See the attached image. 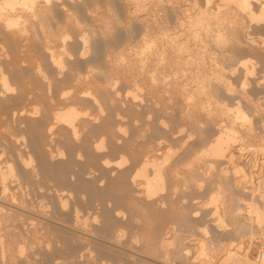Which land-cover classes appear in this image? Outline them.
I'll list each match as a JSON object with an SVG mask.
<instances>
[{"label": "rangeland", "instance_id": "1", "mask_svg": "<svg viewBox=\"0 0 264 264\" xmlns=\"http://www.w3.org/2000/svg\"><path fill=\"white\" fill-rule=\"evenodd\" d=\"M0 1H3V0H0ZM63 1L64 0H62V2ZM149 1L150 2L146 4L145 8H143L142 10H139L137 6L135 5L138 2L137 0H73V1L65 0L63 2L65 5H62V6L60 3L61 0H58V1L56 0L55 3H53L52 10L49 11L50 16L48 14L46 16L47 21L45 22L48 23V27H47V24L44 23L46 27H44L43 29L42 26H39L40 24L38 22L37 24L34 25V27L30 25L28 26V32L26 31L27 33L23 34V36L25 35L26 39L22 37L24 40L22 41V39L21 40L19 39L18 42L13 40L12 39L13 37L11 38V36L6 37L7 36L5 32L6 30L0 27L1 29H3V32H5V35H4L2 30L0 29V33H1L0 34V55H1L0 57L4 63L6 62L5 63L6 66H4V69L6 71L5 72L6 76H8L7 78H9L7 81H9L8 83L11 84V86L13 85L12 88L15 89V90L8 91L9 93L5 92L3 94L4 97L2 96V94L0 96V157H1L0 158V173L2 172L0 174V179L2 180L3 177H5V179H8L10 177L7 180V183H8L7 185L9 186L7 187L8 192H9L7 194L9 195H4L5 193L2 194L3 193V191H1L2 184L0 183L1 185L0 186V201H4L3 197L7 198V201L8 199L11 200L12 197L13 198L19 197V199L17 198L16 199L17 200L21 199L20 202L25 201L26 203L24 204L28 203L29 205L31 203L34 206L37 205L38 207L35 206L34 209L35 210L36 208L40 209V210L39 209L36 210L37 214H39V211H40V214H39L40 216L44 214L42 216L43 221L41 225L45 228V230L43 229L44 231L42 229H41L42 231L39 230L40 232H44V233L40 234V232H38L39 234H36L37 236L36 235L35 236L36 237L40 236V238L36 239L34 235L33 236L31 235L32 237L30 236V234L29 236H27V234L24 232L25 231L24 226L30 225L36 220L35 219L32 222V220L28 219L30 215L25 214L24 218H25L26 223L27 222L30 223V221L32 223L30 224L25 223L26 224L25 225L23 222L24 221L23 219L21 220L22 223L20 222V224L24 226L22 225L19 226V224L17 223L15 225V223H12L15 225V226L13 225L14 226L13 227L11 223H8V225L9 224L11 225L9 227L6 223V226L8 227H5V222H3L4 223L3 224L1 221L0 229L2 228V230L0 231V233L2 231L3 232L0 234L2 235L0 238V242L1 243L3 242L2 244H4L7 249L3 250L5 247H2L4 245H1L0 243L1 247L3 248L0 250V264H27V263L28 264H148V263L149 264H155V263L160 264L159 262L154 263V261L149 260L148 258L149 252H147L148 253L147 254L146 253L147 250L142 249L144 248L143 243H142L143 237L141 235L142 232L140 231H142L141 226L145 222L146 218H147V221L153 222L154 220V222L155 221L157 222L159 219L161 221H163V219L165 220V217L167 218L165 221L169 222L168 225L170 224H171L170 226L174 225L175 227L174 226L172 227H174L175 229L177 228V231H179L178 229L180 228V231H179L180 234L182 236L184 235L183 239L181 238L182 236H178L179 232H176L177 235L175 237L177 238H175L174 235L173 237L172 235L170 236L169 240L171 241L175 240L171 242V245L168 244L170 245L169 247H171V249L169 248L168 251L172 252V253L170 252L172 254L171 258L174 259V260L170 259L171 261H174V263L172 262V264H193V263L200 264L201 260L203 259V256L202 254H200L201 250L199 249V246L203 239H204L203 242L207 244L213 243V245L216 246L215 248V246L212 245L215 248V250L217 249V247L219 248L215 251L217 252V257L212 259L216 263H212V264H222L220 262L223 260L224 257H226L227 254H225V252L227 248L228 249L230 248L239 249L240 250L239 253H241V256H242L243 253L247 250L249 240L252 238H253L252 239L253 246L251 247L250 256L252 260L257 261V264H259V261H263V260H260V258L258 257V250H260L261 246L263 247L264 245V218L260 222L249 219L250 212L248 210L247 205L249 202H256L259 204L260 208L264 209V201L263 202L261 201L262 196H264V155H263L264 154V42H263L264 23H260V22L258 23L256 22V20H254L255 22L250 21L249 18L245 19L246 17L243 18L245 21L243 22L244 23L243 25H246V24L247 25L243 26L242 29H240L241 32L239 33L241 34L239 37L240 38L242 37L245 40L244 38L246 37L245 31L249 28L248 31H250V35L253 36V39L256 40L255 41L256 43L252 42L250 47H247L244 42L243 43L245 45L242 43L241 44L242 46L241 45L238 46L235 43H233L229 47L227 46V49H230V51L233 53L235 52L234 53L235 57H233L232 59L230 58L231 60L223 59V58H226V57L229 58V57L227 55L225 56V54L221 52V49H219L217 45H212L213 42H210L208 44V47L210 46L212 48L211 50V48L209 47L210 48L209 50H211L212 52H214L215 50V52L219 54L218 57L224 54L223 57H220L221 63L219 67H216L218 66L217 63H214V61H209L210 59H208L206 63L211 64V65H207L208 69H213L215 67L220 68L222 64V66L225 67V68L222 67L223 70L224 69L226 70V71H223L221 69L220 72L218 70V73L216 72L217 70L215 69L211 70L212 73L209 72L208 74L209 83H210V79L214 81V83L212 81L211 82L215 85L213 86L216 89L214 87L212 88H214L215 92L218 93L216 95L217 97L220 94L219 96L223 98L222 100L224 101V104L226 101L227 105H229L228 109L230 108L231 105L234 106L235 104H236L235 108L233 107V109H236L240 103V105L244 108V110L242 107L239 106L240 109H242L243 112L248 111L246 112L247 114L245 113L248 116V119L246 118L247 120H240V119H245V118H240L238 116L236 118L237 114L235 110L233 109L232 111L231 109L229 111L235 112V113H231L227 111L223 112L222 105L225 107L226 104L224 105L223 102L221 101L222 103L221 102L218 103V106H221L220 108L216 106L217 104L215 105L211 104V106L209 107L208 105H204L202 106L204 108L200 107L199 112L201 114L199 112L197 114H198V119L200 118L199 120L201 121V126H199L200 130H197L198 126H196L197 128L196 127L187 128V127H192L191 124L187 123V120H186V124H188L187 126H185L186 124H182V123H185L184 122L185 118L183 120V116L185 112L183 110L186 109V106H185L186 103L182 105V103L184 102L181 96L183 95H180L179 92L178 94L176 93L177 91H180V89L182 90V87L185 86L187 81H189V83L187 82L188 84H186V86H188L190 89H193V90L196 89L197 79L196 78L194 79L195 77L194 75H193L194 77L192 78V75H191L193 72L195 73L196 67L194 66L195 68L193 67L194 69L191 68L190 70L189 66H191V64L188 65V67H187V64H184L183 66L185 67L183 68L185 69L184 70L180 69L185 72V73L182 72L183 74L189 73L191 75L189 78L190 80L187 79V81H181L185 83V84H182V86H181V82H179L180 80L183 79V76H185L179 70L180 68L179 64L182 65V63H179V64L175 63L176 65L172 63L174 66L173 67L171 66V68H174L175 66H177L175 68L179 67L178 70L177 69L172 70L169 68L174 73L176 71L177 73L179 72L178 74L179 78L182 76V79L177 78L178 77L176 75L177 73L175 74L172 73L174 74L172 75L170 74L171 72L168 73L170 78H167L168 74L167 73L165 74L164 72L160 71L161 69H159L160 67L158 65L160 63L156 64V62L158 61H156V58L153 55L154 47L152 46L153 50L152 49L149 50L146 47V44L144 46V40H145L144 36L146 34V31H145V24L143 23V18L146 17V18L152 19L153 14H154L153 3L151 4V0ZM199 1H200V4L204 2V0L202 1L199 0ZM59 4L61 7L59 6ZM95 5L98 6V8H95L96 7ZM165 7H167V5H165ZM168 8L167 9L165 8V10H167L165 12H168V15L171 17L167 15L166 16L169 20L172 21L173 19L172 17L174 16V14L170 10L171 8L169 5H168ZM48 17H51L50 18L51 20L48 21L49 19ZM35 20L37 21L38 19H35ZM244 27L246 29H244ZM45 31L47 34L45 33ZM48 31L49 33L51 32L50 37L48 35L49 34ZM52 33L53 34L56 33V35L54 36ZM47 35L48 37H46ZM85 36L88 38H84ZM15 38L16 40H18L17 36H15ZM82 38H84L85 40H82ZM84 41L86 42L85 44H84ZM141 44L143 45L140 46ZM52 50H54L53 53H52ZM220 52L222 54H220ZM106 54L108 57L106 56ZM227 54L229 53L227 52ZM246 54L248 55V57ZM52 55L53 56L55 55V57L53 58ZM141 56L143 57V58H140L142 61L138 59L139 62L137 63V58ZM244 56H246V58H244ZM54 59L56 60V62ZM57 59L59 60V62ZM149 60L151 61V63ZM242 60L244 61L247 60V63H248V65L246 64L247 67H245L246 65L241 63ZM152 62L155 64H153ZM135 63L136 65H138V67L135 65ZM139 63L141 65L140 68H139ZM39 65L41 69L39 68ZM130 65L132 66L131 68H130ZM242 65H244V67ZM249 65L252 68L251 67L248 68ZM43 66H44V69H43ZM146 66L148 67V69L144 71V68H147ZM210 66H212V68H209ZM116 67H118V69H116ZM186 67L189 69H187ZM37 68L40 69V72L39 70H37ZM112 68H115L118 73ZM141 68L143 69L144 72L141 71L142 70ZM230 68L231 69L233 68V69L231 70ZM245 68L253 70L252 73H249L250 71L248 72V69L246 71ZM41 70L43 72H41ZM150 70L153 71L152 75H151ZM188 70L190 72H187ZM146 72L148 73L146 74ZM154 73L157 75H154ZM160 74L163 75V77L165 76V78H167V79L164 78L165 80L163 79V82L164 81L168 82L170 80L169 83L167 84H171V85L168 87L166 84L168 89L162 86L163 83L161 82H162L163 77L160 76ZM158 75L162 77L160 79L161 84L158 81L159 78H155L156 76L159 77ZM86 76L90 77L94 83L99 84L100 86L101 85L104 86L105 84L107 85L108 84L107 80H110V82L108 81L109 84L107 85V87L110 85L109 86L110 88H107L105 86L107 90L101 89L100 91V89L95 90V88L88 89V87L87 88L85 87L86 88L85 90H88L86 92H89V91L91 92L89 93L83 92V94L81 93L79 95H76L75 94L76 92L74 91L76 90L75 85L81 82L79 80L80 77L84 78ZM149 76L150 77L155 76L153 78L157 80L153 79L155 80L154 82L157 83L158 81L159 83L158 85L155 84L157 87L160 88V90L159 88H157L158 91L155 90L156 88H155L154 83H153V86L155 89L151 85L155 93L152 91L150 86H148L151 84V83L148 84V82H150V80L152 79V78L150 79ZM217 76L218 77L221 76V79L218 78ZM172 77H174V80H172ZM60 78H61V81H59ZM176 79H178L177 80L178 82H174ZM218 79L220 80L217 81ZM222 79H224L225 81ZM145 80L147 84L145 83ZM153 80H151V82H153ZM192 80L193 81L195 80V81L193 82ZM222 81L224 82V84ZM25 82H27L26 84H29V85H25ZM170 82L174 84L177 83L179 86H181L180 88L177 85L180 89L176 85L174 86V87H177L174 89L175 91L177 90L175 94H174V91L171 90L173 89L172 86L174 84ZM219 82H221V84ZM226 82L230 83L231 85L230 89H234L233 93H232V90H230L232 94L230 93V91H228L229 88H227V86L229 87V85H226L225 87ZM46 83L50 84L51 88L49 85L48 87ZM55 83L56 85H54ZM79 85L80 83L78 84V86ZM159 85H161V87ZM71 86H73L74 89L72 88L71 90ZM212 88H211V91H212ZM50 89L52 90V92ZM0 90H1V87H0ZM94 90L97 92H95ZM167 90H169L168 93H167ZM170 90L172 91L173 96H171ZM61 94L63 95V97H65V95L68 97L62 98ZM181 94H183V92H181ZM159 99L160 100L163 99V101L161 102ZM218 99H220V97H218ZM116 100L117 102L115 103ZM62 102L65 104H62ZM53 104L56 107H54ZM175 104H177V106ZM183 106L185 108H183ZM61 108L63 111H65L64 109L74 108L77 112H79L77 113V116H76V120H75L76 122H74V124H76L74 126V128H76L75 130L71 126H69L68 123H66L65 121L63 120L60 121V118H55L56 116H54L55 114L53 113H56V111H59ZM219 109H222V111H220ZM22 110L25 112L22 113L21 112ZM62 110L61 112H63ZM13 112H17V114L13 116ZM58 113L59 112H57L56 114ZM181 113L183 114L181 115ZM208 113L211 115V117ZM246 115L245 117H247ZM17 117L18 118L20 117V121L18 120ZM180 118L182 119L180 120ZM56 119H59V120H56ZM165 120L167 121L165 122ZM243 122L245 123V125H243ZM164 123L165 124L167 123V124L162 126L161 124H164ZM224 124H225V127H224ZM230 124L231 125L233 124V125L231 126ZM51 125L53 127H50ZM118 125L119 126L121 125V127L119 128ZM183 125L184 127H182ZM198 125H200V123H198ZM227 125L228 127H226ZM201 127L204 130L201 129ZM217 127L220 128V130ZM230 127L233 129H230ZM222 128H224V130L225 128L227 129L229 128L230 130H233V132L236 130L235 135H238V140H234L236 143H234V141L232 140L234 143L233 145L232 141L230 140L231 145L229 143L228 144L229 146L227 145L228 147L225 148V152L223 151L224 155L222 156L223 157L225 156L227 159L226 158L224 159L222 156L219 157V155L217 156L214 154L205 155L203 162H206V163L202 164L201 163L202 161H199V163L202 164L203 168L201 164L199 165L202 169L206 170V173L200 168L201 170H199L198 176L203 171L205 175L202 173L203 177H202V174H201V177L202 178L205 177L206 179L204 178L205 180L203 182V179L201 177H198L200 178V184H201V186L199 185L200 187L198 186V183L194 182L195 183L194 186L192 183H191L192 186H189L191 189L186 188L188 187L186 185L187 179H185V175L187 173L186 172L187 162H184V161H187L185 160L187 159V156L185 152H181V151H184V149L188 146L189 143L190 145L191 144L193 145L195 142L197 145L194 144L193 147L196 146V148L197 146L199 148L198 144L200 143L202 144V145L200 144V148L201 146L204 147L205 144L209 145L212 134L215 133L214 136L216 137V135H218V133L222 130ZM176 129L177 131H175ZM180 129H182V131ZM224 130L221 132L224 133L225 135L226 132ZM74 131L76 132V134ZM174 131H175V134H174ZM242 135L243 137H241ZM155 136H159V138L156 137L155 139ZM182 136H184V138ZM165 138L166 139L168 138V139L166 140ZM157 139L158 140L160 139L163 142H161L160 144L161 146L158 147L159 150H155V148L158 149L157 146L154 148L151 147V149H154L156 151L157 153L156 154L155 151L151 150L149 146H151L153 143L155 144L156 142H152V141L153 140L155 141ZM177 139H179L180 141ZM184 139L187 140L188 142H187V146L185 145L184 149H182L180 147H183L182 145L184 143L183 142ZM200 140L203 142H201ZM207 140L208 142H206ZM177 146L179 147V149ZM17 147L21 151V154H22L21 158L23 157L22 159L19 158L20 153ZM168 147H170L171 149H169ZM146 148L150 155L151 153H153L152 151H154V154H152L151 157L148 154V152L144 151ZM149 149L151 150V152ZM167 149H168V152H165L167 151ZM176 149L179 152H176V151L174 152V150ZM3 151L4 152L6 151V152L4 153ZM142 151H144L148 155V157H150L149 161H152V159L153 160L155 159L156 162L161 161V159H163L162 158L163 155L167 156L168 153L172 152L173 153L172 157L171 159H169L170 161L172 160L170 164L174 165V167L179 165L178 166L179 170L176 169L175 167L176 170L175 172H173V176H172V177H175L177 180L175 178L167 179L166 177V179H164L165 181H163L164 190L160 189L158 193L155 192L154 194H151L152 196L149 195L150 197H147L148 195H147L146 189L148 188H147V185L145 184L146 182H144V180H146L147 177L141 176L142 180L139 178L138 179L139 181L137 180L135 183L132 182L131 180V178L133 177L132 175H134L137 172V170H139L138 168H140L141 166L138 163L140 157L136 158L137 157L136 154L139 153L140 155V152ZM232 151L235 152V155H234L235 158L233 157V159H231V157L234 154ZM164 152L166 153V155ZM155 154H156L157 160L155 157H152ZM230 155L232 156L230 157ZM250 155H251V158H250ZM170 156L171 154L169 155V157ZM180 156L182 158H185V157L186 158L182 159ZM207 157L211 159L210 160L211 162H209ZM122 158L124 159L126 158L125 159L126 161L124 162V164L122 163L123 166L122 165L120 166V164L118 163H120ZM216 159H219V160H216ZM180 161H182V163H180ZM236 161H239L240 163L242 162L241 165L244 166L242 167L243 173L241 174L240 172L242 171L236 172L235 170L234 165ZM108 162H109V165H108ZM176 162L177 163L179 162V163L176 164ZM149 163H152V162H149ZM25 164H27L26 167H25ZM151 166L152 164H150L148 167L146 166L145 168L146 169L145 173L147 171L146 173L147 175L152 174ZM33 169L34 171L31 172ZM9 170L10 172H8ZM5 172H7L8 174ZM149 175H148L149 178L153 177V175L151 176ZM222 175L224 176V179H227V178L230 179L231 184L234 182L236 183V184L235 183L232 184L233 188L232 187L231 188L233 190L231 189V191L232 193L235 194L236 200L239 201L238 205L240 204L239 206L240 207L242 206L243 208L242 209L243 212L241 213L239 219H235L233 216H229L231 214L229 212H226L223 208L224 206L222 202H224V200L225 201L227 200L226 194L224 193L226 192L227 188H225L226 186L223 188L224 185L222 183H224L223 182L224 180H223ZM178 178L180 180H178ZM182 178L183 180H181ZM18 179H19V182L17 181ZM220 179L222 180V182L219 181ZM240 179H242L243 182ZM140 180L142 181V183L140 182ZM170 180H173L174 182ZM180 181L185 182L186 187ZM173 183L175 184L176 187L178 186V188H175ZM220 183L222 185H220ZM218 184L221 188V191L219 189V186H216ZM13 185L14 186L16 185V187H14ZM171 189L173 190V192H171ZM175 189L176 190L178 189V190L176 191ZM175 191L177 194L174 193ZM216 191H218V193L220 191L219 193L220 198L218 200L217 199L218 195H217V198L215 200L217 201V204L215 201H214L215 202L214 204V202L212 201V196L218 194ZM229 191L227 190L226 193H229ZM12 192L16 193V196L14 195V193H13L14 195L13 196L11 194ZM10 194L12 196H10ZM198 194L199 196L194 198ZM237 194H239V196ZM9 196L11 199L9 198ZM222 196L223 198H221ZM237 196L239 197V199H237ZM126 197L127 198L129 197L130 199H134L133 201H137V202H134V203H137L135 204L136 206L133 205L136 208L135 207H133V209L132 207L128 208V206H126L127 203L124 204L123 199H125ZM159 198H162L163 200L164 199L165 200L163 201L161 199L162 200L161 201ZM157 199L159 202L156 201ZM166 199H168L169 202H166V204H164ZM26 200L29 202H27ZM209 204H213V205H209ZM31 206L32 205H29V208L27 207L28 209H30V211H31ZM236 206H237V203H236ZM41 208H43L45 211ZM181 208L183 209L181 210ZM34 209L32 208V211L35 212ZM178 210H181V211L178 212ZM183 210L185 212L184 215L182 214ZM205 210H208V211L204 212ZM224 211L226 213H224ZM76 212L81 215L79 216L82 218L81 220L82 222H78V223L76 222L75 219L76 217H78ZM192 212L194 213L192 214ZM195 212L197 215H195ZM175 213L177 214L180 213L183 216L180 217V215H176ZM206 213L208 216L206 215ZM210 213L211 215H209ZM213 213H216V215L219 214L218 215L219 217H217ZM164 214H166L167 216H165ZM32 215H35V214H32ZM174 215L176 217H174ZM187 216L188 218H192V217L193 218L191 220L190 219L188 220ZM220 216L223 217L222 219H223V222H225L224 224L221 221L222 219H220L221 218ZM33 217H36V216H32L30 218L33 219ZM46 217L48 218L45 219ZM36 218L38 222L39 217H36ZM50 218H51V221H50ZM173 218L174 219L176 218V219L173 221ZM182 218L183 219L185 218L184 219L185 222L182 221L183 220ZM179 219L181 220V222ZM196 219L198 220L196 221ZM245 219L249 220V222H247V220L245 221ZM46 220L52 223L47 224V225L43 224L44 221ZM169 220L173 222L174 224L170 223ZM218 221L220 225L219 223H217ZM244 221L246 225L243 224ZM49 222L46 221L45 223H49ZM126 222H128L127 225H126ZM82 223H84L85 226H81L83 225ZM89 223L90 225L88 226L89 228L88 229L87 224ZM130 223H132V225ZM2 226L4 228H8V230L9 228L12 227L13 228V229L11 228L12 231L16 227L14 232L21 234V236L19 235L18 237L17 235L16 238L11 237L10 235H7V234L6 236L5 234H3L4 230ZM191 226L193 227L191 228ZM17 227L19 228V230ZM40 228L42 227L40 226ZM78 229L86 230L90 232L91 234L90 233L89 234L91 236L86 235L87 236L86 237L85 234L83 235V233L81 232L83 236L81 235L82 238H80L81 237L80 230ZM120 229H121L122 234L123 232L125 234V235L121 234L123 237L120 236V233H121L119 231ZM77 231H79V235H77L78 234ZM21 232L22 233L24 232V233L22 234ZM117 232L121 239V240L118 239V241H116L115 239V233L117 234ZM198 233H199V236L197 235ZM189 234L194 235V236H191ZM137 236L139 240L137 239ZM179 237L182 240V241L179 240V242L181 241V243L182 242L187 243L191 249V250L189 249L190 251L188 250L189 253L187 256H185V258H189L188 260L184 259L182 255H180L181 257L177 255V258H176V254H174L179 249L178 248L179 245L181 246L184 245V243L179 244V242H177V240L180 239ZM185 237L189 239L187 240V238ZM184 239L186 240L183 241ZM35 240H37V244H39L40 242L39 247L35 246L36 242L31 243V242H34ZM132 240H134L136 243ZM49 242H50V245H46ZM19 243L21 244L19 245ZM133 244L134 245L136 244V245L134 246ZM187 244L185 245L187 246ZM6 245H9V246L7 247ZM26 245L27 247H25ZM174 247L176 248V250L174 249ZM20 248L22 250H19ZM133 251L135 253L137 252L138 255H136ZM206 251L208 252L209 249H207ZM144 253H145V256H144ZM141 256L143 257L141 258ZM175 259H177V261H175ZM179 259H183V260H179ZM171 261L169 264H171ZM225 264H240V263L231 261L230 263H225Z\"/></svg>", "mask_w": 264, "mask_h": 264}, {"label": "bare ground", "instance_id": "2", "mask_svg": "<svg viewBox=\"0 0 264 264\" xmlns=\"http://www.w3.org/2000/svg\"><path fill=\"white\" fill-rule=\"evenodd\" d=\"M55 1L56 0H54V2H53V0H3V1H0V24L3 26H1L0 25V27L1 28H4V30H6L5 32H6V37H10L11 36V38L13 39V40H15V41H19V39L21 40L22 39V41L24 40L23 38H25V35L23 36V34H26L27 32H28V26H30V25H32L33 27H34V25L35 24H37V22L40 24L39 26H42L43 27V29H44V27H46V25L45 24H47V27H48V23H46L45 21H47V18H46V16H47V14L50 16V14H49V11H51L52 10V6H53V3H55ZM58 1V0H57ZM65 1V0H64ZM63 1V2H64ZM73 1V0H72ZM138 2L135 4L136 6H137V8L139 9V10H142L143 8H145V6H146V4H148L150 1L149 0H137ZM202 1V0H201ZM62 2V0H61V6L62 5H65L64 3ZM93 2V1H92ZM57 3H59V2H57ZM153 3V11H154V14H153V18L152 19H149V18H143V23L145 24V31H146V34H145V36H144V38H145V40H144V46H145V44H146V47L150 50V49H152L153 47H154V56H155V58H156V61H158V62H156V64L157 63H160V64H158L159 65V69H161L160 71H162V72H164L165 74L167 73H170V74H172V73H174L172 70L173 69H177L178 70V68H179V70L180 69H182V70H184L185 68H183V67H185V66H183L184 64H187V67H188V65H190L191 64V66H189V68H190V70H191V68L192 69H194L195 67H196V70H195V73L193 72L192 73V71H191V75H192V78L194 77V79L196 78L197 79V87H196V89L195 90H193V89H190L188 86H186V84H188L189 83V81H187V79H189L190 78V74L189 73H186V74H183L182 72H184V71H182V70H180L181 71V73L183 74V75H185V76H183V79H182V76L180 77L182 80H180L179 82H181V81H187L186 82V84L185 83H183V82H181V86H182V84H185V86L184 87H182V90L180 89L181 88V86H179L177 83H172V82H170V83H172V84H174L172 87H173V89H171L172 91H174V94H175V92L177 91H175L174 89L175 88H177L178 86L180 87H178L179 89H180V91L181 92H183V94H181V92L180 91H177L176 93L178 94V92L180 93V95H183V96H181L182 97V100H183V102L184 103H182V105L183 104H185V106H186V109L185 110H183L185 113H184V116H183V120H184V118H185V120H184V122L185 123H182L183 122V120H182V124H186V120H187V123H189V124H191V126L192 127H187V128H193V127H196V126H198V128H197V130H200L199 128V126H201V121L198 119V112L200 111V107L201 108H204V107H202V106H204V105H208V107L209 106H211V104H217L216 106H218V103L219 102H223V104H224V101L222 100L223 98H221V96H219L218 95V97H220V99H218V97L216 96L218 93H216L215 92V85L213 84L214 83V81L213 80H211L210 79V83H209V80H208V78H209V76H208V74H209V72H211L212 73V71L211 70H213V69H215V70H217L216 72L218 73V70H219V72L221 71V69L223 70V68H225V67H223L222 66V64H221V66H220V68H216V67H219V65H220V63H221V60H220V57H223V55L225 54V56L227 55L229 58H223V59H229V60H231L233 57H235L234 55V53L233 52H231L230 51V49H227V46L229 47L230 45H232L233 43H235V44H237L238 46L239 45H241L243 42L246 44V46L247 47H250L251 46V43L253 42H255L256 40H254L253 39V36H251L250 35V31H248V29L245 31L246 33H245V36L246 37H244L245 38V40L243 39H241L239 36H240V34L241 33H239V32H241L240 31V29H242V27L243 26H246V25H243L244 23L243 22H245L244 21V19L243 18H245V19H247V18H249V20L250 21H254V20H256V22H260V23H264V0H204V2L202 3V4H200V1L199 0H151V4ZM91 4V3H90ZM99 5V4H98ZM165 5H167V7H165ZM168 5L170 6V10L172 11V13L174 14V16L172 17L173 19H172V21L171 20H169L168 18H167V16H169L168 15V12H165V11H167V10H165V8L167 9L168 8ZM59 6H60V4H59ZM60 6V7H61ZM67 6V5H66ZM87 6H88V4H87ZM96 6V5H95ZM92 7V6H91ZM94 7V6H93ZM70 8V7H69ZM90 8V7H89ZM95 8H98V6H96ZM54 9V8H53ZM71 9V8H70ZM70 9H68V10H70ZM88 9V8H87ZM169 9V8H168ZM92 10V9H91ZM52 13V12H51ZM165 13H167V14H165ZM97 14V13H96ZM70 15V14H69ZM71 15H72V13H71ZM167 15V16H166ZM66 16V15H65ZM54 17V16H53ZM70 17H72V16H70ZM76 17V16H75ZM169 17H171V16H169ZM45 18H46V20H45ZM49 19H48V21L49 20H51L50 18L51 17H48ZM35 19H38L37 21L35 20ZM171 19V18H170ZM74 20H76V19H74ZM60 21V20H59ZM68 21V20H67ZM141 21V20H140ZM105 22V21H104ZM255 22V21H254ZM45 23V24H44ZM78 23H79V21H78ZM111 23V22H110ZM43 24H44V26H43ZM52 24V23H51ZM106 24V23H105ZM65 25V24H64ZM107 25H108V23H107ZM249 25V24H248ZM259 25V24H258ZM60 26V25H59ZM63 26V25H62ZM66 26V25H65ZM64 26V27H65ZM67 27V26H66ZM106 27V26H105ZM0 28V29H1ZM50 28V27H49ZM62 28V27H61ZM30 29H32V28H30ZM106 29V28H105ZM244 29H246L245 27H244ZM2 30V32H3V29H1ZM42 30V29H41ZM49 30V29H48ZM66 30V29H65ZM144 30V29H143ZM27 31V32H26ZM30 31V30H29ZM47 31V30H46ZM46 31H45V33H46ZM55 31V30H54ZM5 32H3V34L5 35ZM31 32V31H30ZM62 32H64V31H62ZM45 33H44V35H45ZM48 33H49V31H48ZM51 33V32H50ZM50 33L48 34L49 35V37H50ZM1 34V33H0ZM47 34V33H46ZM53 34V33H52ZM51 34V35H52ZM57 34H59V33H57ZM48 35L46 36V37H48ZM54 36L56 35V33H54L53 34ZM52 35V36H53ZM15 36H17V39L18 40H16V38H15ZM63 36H64V34H63ZM243 36V35H242ZM23 37V38H22ZM142 37V36H141ZM84 38H88V37H84ZM84 38H82V40H85ZM26 39V38H25ZM56 39V38H55ZM253 39V40H252ZM3 40V39H2ZM142 41V40H141ZM2 42V41H1ZM25 42V41H24ZM30 42V41H29ZM51 42V41H50ZM60 42V41H59ZM210 42H213V44L212 45H217L218 46V48L219 49H221V52H223L224 54H222L221 52H220V54H222V56H220V57H218V53H216L215 52V50H214V52H212L211 50H212V48H211V50H209L210 48L208 47V44L210 43ZM263 42H264V40H263ZM86 42L84 41V44H85ZM243 43V44H244ZM256 43V42H255ZM48 44V43H47ZM244 44V45H245ZM20 45H22V44H20ZM143 44H141L140 46H142ZM60 46V45H59ZM62 46V45H61ZM153 46V47H152ZM242 46V45H241ZM261 46V45H260ZM262 46H263V44H262ZM49 47V46H48ZM52 47V46H51ZM50 47V48H51ZM64 47V46H63ZM139 47V46H138ZM150 47V48H149ZM17 48V47H16ZM53 48H54V46H53ZM143 48V47H142ZM147 48H146V50H147ZM21 49V48H20ZM64 49V48H63ZM145 49V48H144ZM232 49V48H231ZM153 50V49H152ZM20 51V50H19ZM53 51L54 50H52V53H53ZM4 52V51H3ZM67 52V51H66ZM81 52H83V51H81ZM85 52V51H84ZM227 52L229 53V54H227ZM243 52V51H242ZM261 52H262V50H261ZM14 53V52H13ZM86 53V52H85ZM84 53V54H85ZM217 55H216V54ZM50 54H51V52H50ZM109 54V53H108ZM138 54V53H137ZM142 54V53H141ZM148 54V53H147ZM140 55V54H139ZM143 55V54H142ZM150 55V54H149ZM247 55V54H246ZM1 56V55H0ZM3 56V55H2ZM83 56V55H82ZM106 56H107V54H106ZM114 56V55H113ZM151 56V55H150ZM149 56V57H150ZM52 57L54 58L55 57V55L53 56L52 55ZM108 57V56H107ZM247 57H248V55H247ZM135 58V57H134ZM140 58H143L142 56L141 57H139V58H137V63L139 62V60H141ZM231 58V59H230ZM242 58V57H241ZM244 58H246V56H244ZM243 58V59H244ZM10 59V58H9ZM56 59V58H55ZM54 59V60H55ZM139 59V60H138ZM154 59V58H153ZM208 59H210L209 61H214V63H217V65L218 66H214L213 64V66L215 67V68H213V69H208V66L207 65H211V64H207L206 62L208 61ZM222 59V58H221ZM235 59V58H234ZM237 59V58H236ZM239 59V58H238ZM58 60V59H57ZM110 60V59H109ZM112 60V59H111ZM114 60V59H113ZM119 60V59H118ZM150 60H152V59H150ZM149 60V61H150ZM155 60V59H154ZM228 60V61H229ZM115 61V60H114ZM134 61V60H133ZM142 61V60H141ZM223 61V60H222ZM54 62V61H53ZM55 62H56V60H55ZM58 62H59V60H58ZM61 62V61H60ZM148 62V61H147ZM225 62V61H224ZM232 62V61H231ZM239 62H241V61H239ZM6 63V62H5ZM5 63L2 61V59H1V57H0V87H1V90H0V96H1V94H2V96L4 97V93L5 92H8V91H11V90H15L14 88H12L13 87V85L11 86V84H9L8 82L9 81H7L9 78H7L8 76H6V71H5V69H4V66H6L5 65ZM11 63V62H10ZM62 63V62H61ZM116 63V62H115ZM142 63V62H141ZM143 63H144V61H143ZM150 63H151V61H150ZM150 63H148V64H150ZM153 63V62H152ZM176 65V64H179V63H182V65L181 64H179V67L178 68H175V67H177V66H175L174 68H171V66L173 67L174 65ZM176 63V64H175ZM242 64H244V65H248V63H247V60L246 61H244V60H242V62H241ZM54 64V63H53ZM126 64V63H125ZM134 64V63H133ZM153 64H155V63H153ZM193 64H195V65H193ZM227 64V63H226ZM57 65V64H56ZM71 65V64H70ZM117 65V64H116ZM115 65V66H116ZM119 65V64H118ZM135 65H136V63H135ZM147 65V64H146ZM150 65H152V64H150ZM149 65V66H150ZM157 65V66H158ZM230 65H232V64H230ZM241 65V64H240ZM244 65H242L243 67H244ZM247 65L245 66V67H247ZM61 66V65H60ZM127 66V65H126ZM134 66V65H133ZM137 67H138V65H136ZM140 63H139V68H140ZM148 66V65H147ZM146 66V67H147ZM195 66V67H194ZM228 66V65H227ZM92 67V66H91ZM132 66L130 65V68H131ZM136 67V68H137ZM144 67H145V65H144ZM151 67V66H150ZM182 67V68H181ZM186 67V68H187ZM194 67V68H193ZM223 67V68H222ZM251 66L249 65V67L248 68H250ZM39 68L41 69V67H40V65H39ZM39 68H37V70H39V72H40V69ZM120 68V67H119ZM129 68V69H130ZM134 68V67H133ZM132 68V69H133ZM158 68V67H157ZM157 68H156V70H157ZM172 69V70H170V69ZM189 68H187V69H189ZM209 68H212V66H210ZM247 68V69H248ZM252 68V67H251ZM43 69H44V66H43ZM61 69V68H60ZM75 69V68H74ZM94 69V68H93ZM92 69V70H93ZM112 69H114L115 71H116V69H118V67H116V69L115 68H112ZM131 69V70H132ZM142 69V68H141ZM146 69H148V67L147 68H144V71H146ZM150 69H152V68H150ZM154 69H155V67H154ZM170 71H169V70ZM231 69V68H230ZM233 69V68H232ZM231 69V70H232ZM239 69V68H238ZM246 69V68H245ZM247 69H246V71H247ZM95 70V69H94ZM126 70H128V69H126ZM137 70V69H136ZM208 70H210V71H208ZM228 70H229V68H228ZM237 70V69H236ZM141 71H143V69L141 70ZM143 71V72H144ZM149 71V70H148ZM151 71V75L153 74L152 72V70H150ZM160 71H159V73H160ZM223 71H226L225 69L223 70ZM245 71V72H246ZM250 71V72H249ZM252 71L253 70H251V69H248V72L249 73H252ZM41 72H43L42 70H41ZM60 72V71H59ZM75 72V71H74ZM117 72V71H116ZM138 72V71H137ZM142 72V73H143ZM161 72V73H162ZM187 72H190L189 70L187 71ZM215 72V71H214ZM213 72V73H214ZM247 72V73H248ZM70 73V72H69ZM77 73V72H76ZM118 73V72H117ZM121 73H122V71H121ZM127 73V72H126ZM135 73V72H134ZM148 72H146V74H147ZM150 73V72H149ZM156 73V72H155ZM154 73V75H157V74H155ZM158 73V72H157ZM158 73V74H159ZM175 73H177V71L175 72ZM174 73V74H175ZM185 73V72H184ZM37 74H39V73H37ZM42 74V73H41ZM44 74V73H43ZM133 74V73H132ZM137 74V73H136ZM140 74V73H139ZM164 74V75H165ZM174 74H172V75H174ZM179 72L175 75L178 79H180L179 78ZM46 75V74H45ZM71 75V74H70ZM73 75H75V74H73ZM72 75V76H73ZM86 75V74H85ZM135 75V74H134ZM138 75V74H137ZM142 75V74H141ZM172 75H170V76H172ZM181 75V74H180ZM194 75V76H193ZM220 75H222V74H220ZM59 76V75H58ZM69 76V75H68ZM132 76V75H131ZM145 76V75H144ZM159 76V75H158ZM160 76H162L163 77V75H161L160 74ZM155 77V76H149V78L151 79V80H153V79H155V78H159V83H160V79L162 78V77ZM174 76V77H175ZM211 76V75H210ZM214 76V75H213ZM225 76V75H224ZM245 76V75H244ZM24 77V76H23ZM40 77V76H39ZM43 77V76H42ZM153 77H155V78H153ZM174 77H172V80H174ZM218 77V76H217ZM46 78V77H45ZM65 78V77H64ZM79 78V77H78ZM81 78V77H80ZM79 78V80L81 81V82H79L80 83V85L78 86V84H76L75 85V89L76 90H74L76 93V95H79V94H83V92H86V91H88V90H85L87 87H88V89L89 88H91V89H93V88H95V90L97 89V90H99L100 89V91H101V89L103 90V89H106V87H107V85L109 84V82H110V80H107V85L105 84L104 86L103 85H99V84H96V83H94L92 80H91V78L90 77H88V76H86V77H82L81 79ZM130 78V77H129ZM132 78V77H131ZM133 78H135V77H133ZM140 78V77H139ZM148 78V79H149ZM165 78V76L162 78V82L161 83H163L162 84V86L163 87H165L166 89H168V87L171 85V84H167V83H169V81L167 82H163V79ZM167 78H170L169 77V74H168V77ZM167 78H165V79H167ZM218 78H220L221 79V76H219ZM222 78H223V76H222ZM225 78V77H224ZM41 79V78H40ZM42 79H44V78H42ZM68 79V78H67ZM66 79V80H67ZM108 79V78H107ZM148 79H146V80H148ZM149 79V80H150ZM164 79V80H165ZM178 79H176L174 82H178L177 80ZM220 79H218L217 81H219ZM226 79V78H225ZM229 79V78H228ZM58 80V79H57ZM76 80V79H75ZM78 80V79H77ZM134 80V79H133ZM143 80V79H142ZM141 80V81H142ZM146 80H145V83L147 84V82H146ZM151 80H150V82H148V84H150V85H148V86H150V88L152 89V87L154 88V86H153V83H154V85L156 84V85H158L159 83H158V81H157V83H155L154 81L155 80H157V79H155V80H153V82H151ZM171 80V81H172ZM190 80V79H189ZM222 80H224V79H222ZM227 80V79H226ZM59 81H61V78H60V80ZM109 81V82H108ZM131 81V80H130ZM139 81V80H138ZM193 81V80H192ZM195 81V80H194ZM193 81V82H194ZM208 81V82H207ZM213 83H212V82ZM225 81V80H224ZM228 81V80H227ZM24 82V81H23ZM29 82V81H28ZM223 82V81H222ZM27 82H25V85H29V84H26ZM41 83V82H40ZM144 83V82H143ZM142 83V84H143ZM144 83V84H145ZM160 83V84H161ZM212 83V84H211ZM220 84H221V82H219ZM24 84V83H23ZM44 84H45V82H44ZM47 84V83H46ZM140 84V83H139ZM166 84H167V86H166ZM180 84V83H179ZM195 84V83H194ZM217 84V83H216ZM223 84H224V82H223ZM222 84V85H223ZM50 86V84H47V86ZM54 85H56V83L54 84ZM61 85V84H60ZM151 85H152V87H151ZM155 85V90L156 91H158V89L157 88H159V87H157ZM177 86V87H174V86ZM193 85V84H192ZM212 85V86H211ZM214 85V86H213ZM226 85H229V87L227 86V88H229V90L228 91H230V90H232V93H233V90L234 89H230L231 88V85H230V83L229 82H226V84H225V87H226ZM42 86V85H41ZM48 86V87H49ZM104 88H103V87ZM106 86V87H105ZM110 86V85H109ZM107 87V88H110V87ZM160 87H161V85H159ZM191 86V85H190ZM224 86V85H223ZM30 87V86H29ZM45 87V86H44ZM53 87V86H52ZM57 87V86H56ZM86 87V88H85ZM171 87V88H172ZM193 87V86H192ZM191 87V88H192ZM212 87H214V88H212ZM28 88V87H27ZM31 88V87H30ZM47 88V87H46ZM50 88H51V86H50ZM55 88V87H54ZM59 88V87H58ZM58 88H56V89H58ZM72 88L74 89V87L73 86H71V90H72ZM211 88H212V91H211ZM48 89V88H47ZM162 89H164V88H162ZM178 89V90H179ZM31 90V89H30ZM41 90V89H40ZM51 90V89H50ZM54 90V89H53ZM64 90V89H63ZM94 90V91H95ZM107 90V89H106ZM159 90H160V88H159ZM170 90V92H171V96H173V94H172V91ZM214 90V91H213ZM62 91V90H61ZM114 91V90H113ZM152 91H153V89H152ZM28 92V91H27ZM32 92V91H31ZM30 92V93H31ZM51 92H52V90H51ZM89 92H91V91H89ZM89 92H86V93H89ZM95 92H97V91H95ZM105 92V91H104ZM154 92V91H153ZM169 92V90H167V93ZM216 93V94H214V93ZM218 92V91H217ZM9 93V92H8ZM33 93V92H32ZM36 93V92H35ZM64 93V92H63ZM66 93V92H65ZM93 93V92H92ZM114 93V92H113ZM112 93V94H113ZM155 93V92H154ZM165 93V92H164ZM164 93H162V94H164ZM211 93H213V94H211ZM229 93V92H228ZM230 93H231V91H230ZM231 93V94H232ZM237 93V92H236ZM85 94V93H84ZM99 94V93H98ZM34 95V94H33ZM57 95V94H56ZM55 95V96H56ZM62 95V94H61ZM109 95V94H108ZM159 95H161V94H159ZM45 96V95H44ZM157 96V95H156ZM164 96V95H163ZM2 97V98H3ZM61 97V96H60ZM65 97H68V96H66L65 95ZM65 97H63V95H62V98H65ZM107 97V96H106ZM160 97V96H159ZM214 97H215V99H214ZM216 97H217V99H216ZM226 97V96H225ZM72 98V97H71ZM156 98V97H155ZM236 98V97H235ZM55 99V98H54ZM68 99V98H67ZM97 99V98H96ZM165 99V98H164ZM173 99V98H172ZM231 99V98H230ZM52 100V99H51ZM57 100V99H56ZM63 100V99H62ZM160 100V99H159ZM171 100V99H170ZM233 100V99H232ZM240 100H241V98H240ZM64 101V100H63ZM72 101V100H71ZM156 101V100H155ZM161 102L163 101V99L162 100H160ZM165 101V100H164ZM230 101V100H229ZM234 101V100H233ZM232 101V102H233ZM248 101H250V100H248ZM117 102V100L115 101V103ZM221 102V103H222ZM255 102V101H254ZM52 103H53V101H52ZM69 103V102H68ZM113 103V102H112ZM114 103V104H115ZM156 103V102H155ZM159 103V102H158ZM221 103H220V105H221ZM237 103H239V102H237ZM56 104V103H55ZM62 104H65V103H63L62 102ZM180 104V103H179ZM225 104L227 105V103H226V101H225ZM224 104V105H225ZM51 105V104H50ZM69 105V104H68ZM156 105V104H155ZM176 106H177V104H175ZM226 105H225V107L222 105V108H223V112H225V111H227V112H231L232 111V109H233V107L235 108V105L234 106H230V108L228 109V106L229 105H227V107H226ZM53 106H54V104H53ZM66 106V105H65ZM242 107L241 105H240V103H239V105H238V107L236 108V109H233V110H235V112H236V118H237V116L238 117H240V118H245V119H240V120H247L248 119V116L246 115L247 113L246 112H248V111H244L243 112V110H244V108H243V110L242 109H240V107ZM23 107V106H22ZM54 107H56V106H54ZM63 107V106H62ZM219 108L221 107V106H218ZM245 107V106H244ZM58 108H59V106H58ZM183 108H185L184 106H183ZM224 108H225V110H224ZM231 109V111H229ZM36 110V109H35ZM50 110H51V108H50ZM55 110V109H54ZM61 110H62V108L59 110V111H56V113L57 112H59L58 114H56V113H53V114H55L54 116H56L55 118H60V121L61 120H63V121H65L66 123H68V125L69 126H71L74 130L76 129V128H74V126L76 125V124H74V122H76L75 120H76V116H77V113H79V112H77L74 108H69V109H64L65 111H63V112H61ZM208 110V109H207ZM215 110H216V108H215ZM215 110H213V111H215ZM220 111H222V109H219ZM248 110V109H247ZM218 111V110H217ZM22 113L23 112H25V111H21ZM34 112V111H33ZM42 112V111H41ZM167 112V111H166ZM235 112H231V113H235ZM21 113V114H22ZM36 113H37V111H36ZM179 113V112H178ZM200 113V112H199ZM205 113V112H204ZM246 113V114H245ZM17 114V112H13V116H15ZM183 113H181V115H182ZM201 114V113H200ZM209 114V113H208ZM223 114H225V113H223ZM23 115V114H22ZM28 115V114H27ZM36 115V114H35ZM51 115V114H50ZM210 115V114H209ZM215 115V114H214ZM245 115L247 116V117H245ZM26 116V115H25ZM33 116V115H32ZM166 116V115H165ZM208 116V115H207ZM210 117H211V115H210ZM223 117V116H222ZM226 117V116H225ZM234 117V116H233ZM5 118V117H4ZM18 118V117H17ZM78 118V117H77ZM235 118V119H236ZM247 118V119H246ZM79 119V118H78ZM77 119V120H78ZM160 119H162V118H160ZM164 119V118H163ZM182 118H180V120H181ZM227 119V118H226ZM250 119V118H249ZM252 119V118H251ZM5 120V119H4ZM15 120V119H14ZM18 120L20 121V117L18 118ZM23 120V119H22ZM40 120V119H39ZM56 120H59V119H56ZM207 120V119H206ZM211 120V119H210ZM215 120V119H214ZM110 121V120H109ZM162 121V120H161ZM160 121V122H161ZM167 120H165V122H166ZM237 121V120H236ZM55 122V121H54ZM163 122V121H162ZM216 122V121H215ZM214 122V123H215ZM223 122V121H222ZM52 123V122H51ZM50 123V124H51ZM198 123H200V125H198ZM210 123V122H209ZM55 124V123H54ZM167 124V123H166ZM165 123L164 124H161L162 126L163 125H166ZM181 124V125H182ZM206 124V123H205ZM67 125V124H66ZM188 124H186L185 126H187ZM204 125V124H203ZM212 125V124H211ZM231 125V124H230ZM233 125V124H232ZM231 125V126H232ZM235 125V124H234ZM242 125V124H241ZM243 125H245V123L243 122ZM108 126V125H107ZM119 126V125H118ZM253 126V125H252ZM4 127V126H3ZM50 127H53L52 125L50 126ZM49 127V128H50ZM104 127V126H103ZM121 127V125L119 126V128ZM182 127H184V125L182 126ZM224 127H225V124H224ZM226 127H228V125L226 126ZM235 127V126H234ZM244 127H246V126H244ZM247 127H249V126H247ZM108 128V127H107ZM186 128V129H187ZM214 128V127H213ZM218 128V127H217ZM72 129V130H73ZM201 129H203L202 127H201ZM207 129V128H206ZM219 130H220V128H218ZM227 128H225V130H224V128H222V130L221 131H225L226 133H225V135H224V133H222L221 131L218 133V135H216V137L214 136L215 135V133H213L212 134V139L210 138V143H209V145H207V144H205L204 145V147H206V148H204L203 146H201V148H200V144H198L199 145V148H198V146H197V148H196V146H194L193 147V145L194 144H196L195 142H194V144L192 145H190V143L188 144V146H187V140H183V147H180V148H182V149H184V147H185V145L187 146L185 149H184V151H181V152H185L186 153V156H187V159H185V158H182L181 156V158L182 159H185V160H187V161H184V162H187L186 163V166H187V173H186V175H185V179H187V186L188 187H186V185H185V182H181V183H183L184 184V186L186 187V188H189V189H191L189 186H192V184H193V186H194V184L195 183H198V186L200 185L201 186V184H200V178H198V177H201V174L203 173L204 175H205V173H206V170H204V169H202L203 168V166H202V164L203 163H206V162H203V159H204V156L205 155H207V154H214V155H219V157L220 156H222V155H224L223 153L225 152V148H227L229 145V143H230V145H231V142H230V140L232 141H234V140H238V135H235L236 134V130H235V128H234V132H233V130H230V129H233V128H231L230 127V129L228 128L227 130L229 131H227L226 130ZM251 129V128H250ZM6 130V129H5ZM71 130V129H70ZM122 130V129H121ZM181 131H182V129H180ZM184 130V129H183ZM204 130V129H203ZM219 130H217V131H219ZM57 131V130H56ZM141 131V130H140ZM175 131H177V129L175 130ZM175 131H174V134H175ZM180 131V132H181ZM202 131V130H201ZM239 131V130H238ZM247 131H249V130H247ZM75 132V131H74ZM208 132V131H207ZM211 132V131H210ZM141 133V132H140ZM178 133V132H177ZM176 133V134H177ZM196 133V132H195ZM197 133H199V132H197ZM202 133V132H201ZM238 133V132H237ZM241 133V132H240ZM75 134H76V132H75ZM170 134H172V133H170ZM203 134H205V133H203ZM217 134V133H216ZM254 134V133H253ZM52 135V134H51ZM112 135V134H111ZM200 135V134H199ZM241 135V134H240ZM53 136V135H52ZM175 136V135H174ZM248 136V135H247ZM156 137H158L159 138V136H155V139H156ZM162 137V136H161ZM161 137H160V139H161ZM183 138H184V136H182ZM190 137V136H189ZM197 137V136H196ZM215 137V138H214ZM241 137H243V135L241 136ZM169 138V137H168ZM167 138V139H168ZM171 138V137H170ZM176 138V137H175ZM174 138V139H175ZM188 138V137H187ZM200 138V137H199ZM202 138H204V137H202ZM207 138V137H206ZM214 138V139H213ZM54 139V138H53ZM154 139V138H153ZM153 140L152 142H156L154 145L152 144L151 146H149L150 147V149H151V147H156L157 146V148L159 147V146H161L160 144H161V142H163L162 140ZM166 139V138H165ZM165 139H164V141H165ZM166 139V140H167ZM194 139V138H193ZM201 139V138H200ZM244 139V138H243ZM15 140H17V139H15ZM170 140V139H169ZM177 140H179V139H177ZM182 140V139H181ZM197 140V139H196ZM202 140V139H201ZM200 140V141H201ZM209 140V139H208ZM208 140L206 141V142H208ZM253 140V139H252ZM180 141V140H179ZM205 141V140H204ZM233 141H232V143H233ZM22 142V141H21ZM169 142V141H168ZM198 142V141H197ZM201 142H203V141H201ZM240 142H241V140H240ZM165 143V142H164ZM199 143V142H198ZM234 143H236L235 141H234ZM234 143H233V145H234ZM168 144V143H167ZM163 145V144H162ZM178 145V144H177ZM180 145H181V143H180ZM179 145V146H180ZM197 145V144H196ZM202 145V144H201ZM228 145V146H227ZM239 145H240V143H239ZM148 146V145H147ZM165 146H166V144H165ZM6 147V146H5ZM178 147V146H177ZM18 148V147H17ZM169 149H171L170 147H168ZM174 148V147H173ZM172 148V149H173ZM7 149V148H6ZM5 149V150H6ZM149 149V150H150ZM162 149V148H161ZM178 149H179V147H178ZM229 149V148H228ZM18 150H19V148H18ZM151 150H154V149H151ZM151 150H150V152H151ZM155 150H159V148L158 149H156L155 148ZM154 150V151H155ZM239 150V149H238ZM145 152H148L147 151V148L144 150ZM144 151H142V152H140V155H139V153H137L136 154V158H138V157H140L139 158V161H138V163H139V165H141L140 166V168H138L139 170H137V172L134 174V175H132L133 177L131 178V180H132V182H136L139 178L142 180V177H147V179L146 180H144V182H146L145 184L147 185V188L148 189H146L145 191L147 192V197H150V196H152L151 194H154L155 192L156 193H158L159 192V190L160 189H163V181H165L164 179H166V177H167V179L168 178H175V177H172L173 176V172H175V170L176 169H178V166L179 165H177V166H175L176 167V169H175V167H174V165H171L170 163H171V161L169 160V159H171V157H172V152L171 153H168L167 154V156H162V158L163 159H161V157H160V159H161V161H159V162H156L155 161V159L153 160L152 159V161H149V158L151 157V155L152 154H154V151H152L153 153H151V155L149 154V152H148V154L150 155V157H148V155L144 152ZM173 151V150H172ZM179 152L177 149L176 150H174V152ZM224 151V152H223ZM4 152V151H3ZM6 152V151H5ZM4 152V153H5ZM158 152V151H157ZM165 152H168V149H167V151H165ZM164 152V153H165ZM180 152V153H181ZM233 152V151H232ZM19 155H20V159H22L21 158V156H22V154H21V151L19 150ZM155 153H156V151H155ZM179 153V154H180ZM234 153V154H233ZM232 154H233V156L232 155H230V157H231V159H233V157L235 158V152H233ZM157 154V153H156ZM156 154L154 155V156H152V157H155L156 158ZM171 154V156L169 157V155ZM184 154V153H183ZM227 154V153H226ZM24 155V154H23ZM130 155H132V154H130ZM165 155H166V153H165ZM175 155V154H174ZM185 155V154H184ZM264 155V154H263ZM262 155V156H263ZM178 156V155H177ZM238 156V155H237ZM174 157V156H173ZM209 157V156H208ZM207 157V158H208ZM223 157V156H222ZM239 157V156H238ZM243 157V156H242ZM1 158V157H0ZM159 158V157H158ZM180 158V159H181ZM211 158V157H210ZM213 158V157H212ZM217 158V157H216ZM224 159L226 158L225 156L223 157ZM229 158V157H228ZM250 158H251V155H250ZM126 159V158H125ZM124 158H122L121 159V161H120V163H118V164H120V166L122 165L123 166V164H124V162L126 161ZM159 159V160H160ZM172 159H174V158H172ZM181 159V160H182ZM206 159V158H205ZM227 159V158H226ZM240 159V158H239ZM138 160V159H137ZM156 160H157V158H156ZM179 160V159H178ZM207 160V159H206ZM208 160H209V162H211L210 160L211 159H209L208 158ZM216 160H219V159H216ZM235 160V159H234ZM174 161V160H173ZM199 161H202L201 163H199ZM212 161H213V159H212ZM149 162H152V163H149ZM175 162V161H174ZM183 162V163H184ZM234 162V161H233ZM123 163V164H122ZM137 163V164H138ZM179 163V162H178ZM177 162H176V164H178ZM180 163H182V161H180ZM232 163V162H231ZM242 163V162H241ZM241 163L239 162V161H236L235 162V165H234V167H235V170H236V172H240V171H242V172H240V174L241 173H243V168L242 167H244V166H242L241 165ZM247 163V162H246ZM28 164V163H27ZM27 164H25V167L27 166ZM150 164H152V174H148L149 176H151V175H153V177L151 178H149L148 177V175L146 174L147 173V171H146V173H145V168H146V166L148 167ZM172 164H174V163H172ZM199 164H201V166H202V168L200 167V165ZM108 165H109V162H108ZM210 165V164H209ZM184 166V165H183ZM183 166H181V167H183ZM180 167V168H181ZM230 167V166H229ZM29 168V167H28ZM185 168V167H184ZM203 170V171H205V173L202 171V173L201 174H199V176H198V173H199V170H201V169ZM212 168V167H211ZM27 169V168H26ZM229 169V168H228ZM234 169V168H233ZM11 170V169H10ZM10 170L8 171V172H10ZM179 170V169H178ZM177 170V171H178ZM185 170V169H184ZM210 170V169H209ZM231 170V169H230ZM6 171V170H5ZM34 171V169L31 171V172H33ZM132 171V170H131ZM212 171V170H211ZM228 171V170H227ZM12 172V171H11ZM181 172V171H180ZM184 172V171H183ZM2 173V172H1ZM0 173V174H1ZM5 173H7V172H5ZM182 173V172H181ZM215 173V172H214ZM233 173V172H232ZM235 173V172H234ZM253 173V172H252ZM8 174V173H7ZM11 174H13V173H11ZM10 174V175H11ZM180 174V173H179ZM203 174H202V177H203ZM219 174V173H218ZM237 174V173H236ZM246 174V173H245ZM9 175V176H10ZM129 175V174H128ZM231 175V174H230ZM244 175V174H243ZM242 175V176H243ZM6 176V175H5ZM14 176V175H13ZM138 176H140V177H138ZM142 176V177H141ZM179 176V175H178ZM182 176V175H181ZM208 176V175H207ZM237 176V175H236ZM7 177V176H6ZM136 177H137V179H136ZM176 177H177V175H176ZM180 177V176H179ZM201 177V178H202ZM210 177V176H209ZM217 177V176H216ZM220 177V176H219ZM222 177H223V182L225 183H222L224 186H223V188L225 187V188H227V190L229 191V193H226L227 192V190L226 189H224V190H226V192H224L223 190V192L226 194V198H227V200L225 201L224 199V202H222L223 203V208H224V210L226 211V212H229L231 215H229V216H233L235 219H239L240 218V215H241V213L243 212L242 211V206L240 207L239 205H238V200H236V198H235V194L234 193H232V191H231V189L233 188V186H232V184H234L235 182H234V180H233V182L234 183H232L231 184V182H230V179H224V176L222 175ZM226 177H227V175H226ZM10 178V177H9ZM8 178V179H9ZM13 178V177H12ZM184 178V177H183ZM183 178L181 179V180H183ZM205 178V177H204ZM204 178H202L203 179V182H204V180L206 179H204ZM221 178V177H220ZM8 179H5V177H3L2 178V180H1V184H2V187H1V191H3V193L2 194H4V195H9V194H7V193H9L8 192V188L7 187H9L7 184V180ZM16 179H17V177H16ZM15 179V180H16ZM176 179V178H175ZM174 179V180H175ZM213 179V178H212ZM215 179V178H214ZM239 179V178H238ZM237 179V180H238ZM11 180V179H10ZM140 180V182L142 183V181ZM177 180V179H176ZM178 180H180L179 178H178ZM241 181H242V179H240ZM244 180V179H243ZM254 180V179H253ZM12 181V180H11ZM18 182H19V179L17 180ZM139 181V180H138ZM170 181H172V182H174L173 180H170ZM198 181V182H197ZM207 181V180H206ZM214 181V180H213ZM218 181V180H217ZM216 181V182H217ZM219 181H221L222 182V180L220 179ZM13 182V181H12ZM179 182V183H180ZM195 182V183H194ZM211 182V181H210ZM239 182V181H238ZM243 182V181H242ZM9 183H11V182H9ZM17 183V182H16ZM188 183H189V185H188ZM192 183V184H191ZM209 183V182H208ZM165 184V183H164ZM172 184V183H171ZM177 184V183H176ZM205 184H207V183H205ZM216 184V183H215ZM221 183H220V185H222ZM236 184V183H235ZM242 184V183H241ZM240 184V185H241ZM20 185V184H19ZM173 185L175 186V184L173 183ZM182 185V184H181ZM197 185V184H196ZM1 186V185H0ZM14 186V185H13ZM13 186H11V187H13ZM199 186V187H200ZM206 186V185H205ZM209 186V185H208ZM213 186V185H212ZM216 186H219V184L218 185H216ZM14 187H16V185L14 186ZM146 187V186H145ZM169 187V186H168ZM173 187V186H172ZM222 187V186H221ZM232 187V188H231ZM252 187V186H251ZM165 188V187H164ZM175 188H178V186L176 187L175 186ZM183 188V187H182ZM218 188V187H217ZM13 189V188H12ZM11 189V190H12ZM219 189H220V191H221V188H220V186H219ZM17 190V189H16ZM164 190V189H163ZM176 190V189H175ZM178 190V189H177ZM176 190V191H177ZM214 190H215V188H214ZM217 190V189H216ZM233 190V189H232ZM250 190V189H249ZM253 190V189H252ZM43 191V190H42ZM168 191V190H167ZM176 191L174 192V193H176ZM199 191V190H198ZM220 191H219V193H220ZM16 192V191H15ZM22 192V191H21ZM24 192V191H23ZM32 192V191H31ZM142 192V191H141ZM165 192V191H164ZM171 192H173V190L171 189ZM195 192H196V190H195ZM217 193H218V191H216ZM253 192V191H252ZM13 193L14 192H12L11 194L13 195ZM19 193V192H18ZM198 193V192H197ZM212 193V192H211ZM216 194V195H213L212 196V201L214 202L215 200H216V198H217V195H218V200H219V195L220 194ZM10 194V196H12ZM21 194V193H20ZM146 194V193H145ZM169 194V193H168ZM177 194V193H176ZM188 194V193H187ZM192 194V193H191ZM190 194V195H191ZM194 194V193H193ZM258 194V193H257ZM14 195L16 196V193H14ZM13 195V196H14ZM18 195V194H17ZM59 195V194H58ZM150 195V196H149ZM172 195H173V193H172ZM195 195V194H194ZM193 195V196H194ZM224 195V194H223ZM238 196H239V194H237ZM245 195V194H244ZM260 195V194H259ZM258 195V196H259ZM10 196H9V198H10ZM155 196V195H154ZM184 196V195H183ZM187 196V195H186ZM192 196V195H191ZM197 196H199V194L198 195H196L194 198H196ZM203 196V195H202ZM210 196V195H209ZM237 196V199H239V197ZM261 196H262V194H261ZM2 197V196H1ZM140 197V196H139ZM142 197V196H141ZM146 197V198H147ZM185 197V196H184ZM4 198V201H0V222L2 221V223L3 222H5V227H10L11 225L9 224L8 225V223H15V225H16V223L17 224H19V226H21L22 224H20V222L22 223V221L21 220H23L24 219V224L26 223V221H25V214L26 215H30V217H32V216H36V217H39V221L37 222V218L36 217H33V219L32 218H30L29 216H27V217H29L28 219H30V220H32V222H33V220H35L36 221V223H35V221L32 223L31 221H30V223H32V224H30L29 222H27L28 224H30V225H27V226H24V225H22V226H24V228H25V233L27 234V236H29V234H30V236L32 235H36V234H39L38 232H40L39 230H45V228L41 225V223H42V221H43V215L42 216H40L39 214H40V211H39V214H37L36 213V210L37 209H39V208H36V210L34 209L35 208V206H37V205H33V204H29V205H32L31 206V211H30V209H28L29 208V205H28V203L27 204H24V203H26L25 201H21L20 202V200H17V199H19V197H16V198H13L12 197V199L11 200H9L8 199V201H10V202H8L7 201V198H5V197H3ZM22 198V197H21ZM59 198H60V196H59ZM152 198V197H151ZM154 198V197H153ZM168 198V197H167ZM169 198H171V197H169ZM221 198H223V196L221 197ZM225 198V197H224ZM246 198V197H245ZM260 198V197H259ZM16 199V200H15ZM160 200L162 199V198H159ZM177 199V198H176ZM181 199V198H180ZM186 199V198H185ZM188 199V198H187ZM241 199V198H240ZM2 200V199H1ZM5 200H6V202H5ZM25 200V199H24ZM60 200H62V199H60ZM134 199H130L129 197L127 198H125V199H123V201H124V204H126V206H128V208H131L132 207V209H133V207H135L136 205L135 204H137V203H134V202H137V201H133ZM135 200H137V199H135ZM163 200V199H162ZM161 200V201H162ZM165 200V199H164ZM163 200V201H164ZM17 201H18V203H17ZM27 201V200H26ZM32 201V200H31ZM122 201V200H121ZM156 201H158V199L156 200ZM160 201V202H161ZM171 201V200H170ZM211 201V202H212ZM261 201L263 202L264 201V196H262V199H261ZM27 202H29V201H27ZM61 202H63V201H61ZM159 202V201H158ZM166 202H169V200L168 199H166V201H165V203L164 204H166ZM192 202H194V201H192ZM216 202V204H217V201H215ZM215 202H214V204H215ZM65 203V202H64ZM122 203V202H121ZM176 203V202H175ZM199 203V202H198ZM236 203H237V206H236ZM63 204V203H62ZM163 204V203H162ZM193 204V203H192ZM133 205H135V206H133ZM159 205V204H158ZM195 205V204H194ZM206 205V204H205ZM209 205H213V204H209ZM34 206V207H33ZM130 206V207H129ZM140 206V205H139ZM142 206V205H141ZM199 206V205H198ZM221 206V205H220ZM28 207V208H27ZM38 207V206H37ZM138 207V206H137ZM216 207V206H215ZM218 207V206H217ZM247 207H248V210H249V212H250V214H249V219H252V220H255V221H261L263 218H264V209H262V208H260V206H259V204L258 203H256V202H249L248 203V205H247ZM32 208L35 210V212L34 211H32ZM60 208V207H59ZM136 208V207H135ZM146 208V207H145ZM183 208H184V206H183ZM183 208H181V210L183 209ZM202 208V207H201ZM41 209H43V208H41ZM171 209V208H170ZM173 209V208H172ZM245 209V208H244ZM40 210V209H39ZM44 210V209H43ZM72 210V209H71ZM181 210H178V212L179 211H181ZM198 210V209H197ZM200 210H202V209H200ZM45 211V210H44ZM75 211H77V210H75ZM129 211V210H128ZM138 211V210H137ZM170 211V210H169ZM189 211H191V210H189ZM206 211H208V210H205L204 212H206ZM211 211V210H210ZM209 211V212H210ZM212 211H213V209H212ZM215 211H217V210H215ZM219 211V210H218ZM224 211V213H226ZM34 212V213H33ZM147 212V211H146ZM150 212V211H149ZM152 212V211H151ZM42 213H43V211H42ZM77 213V212H76ZM120 213V212H119ZM142 213H143V211H142ZM173 213V212H172ZM181 213V212H180ZM177 214V213H175L176 215H180V217H182L183 215H184V210H183V212H182V214ZM194 212H192V214H193ZM197 213H198V211H197ZM200 213V212H199ZM216 213H218V212H216ZM216 213H213V214H215L216 215ZM248 213V212H247ZM32 214H35V215H32ZM186 214H187V212H186ZM191 214V215H192ZM212 214V215H213ZM228 214V213H227ZM32 215V216H31ZM77 215H78V217H76V222L78 223V222H82L81 220H82V218L80 217L81 215L80 214H78L77 213ZM76 215V216H77ZM80 215V216H79ZM119 215V214H118ZM134 215H136V214H134ZM149 215V214H148ZM162 215V214H161ZM165 216H167L166 214H164ZM189 215V214H188ZM195 215H197L196 214V212H195ZM206 215H207V213H206ZM209 215H211V213L209 214ZM219 215V214H218ZM218 215H216L217 217H219ZM223 215V214H222ZM169 216V215H168ZM171 216V215H170ZM173 216V215H172ZM199 216H201V215H199ZM208 216V215H207ZM214 216V215H213ZM45 217V216H44ZM81 219H80V218ZM174 217H176L175 215H174ZM185 217H186V215H185ZM216 217V218H217ZM221 217V216H220ZM246 217V216H245ZM40 218H42V219H40ZM48 217H46L45 219H47ZM77 218H79V219H77ZM150 218H151V216H150ZM163 218V217H162ZM193 218V217H192ZM192 218H188V216H187V219L189 220H191ZM223 217H221L220 219H222ZM228 218V217H227ZM247 218V217H246ZM44 219V220H45ZM132 219V218H131ZM142 219V218H141ZM167 218L165 217V220H166ZM169 219V218H168ZM176 219V218H175ZM174 218H173V221L175 220ZM181 219V218H180ZM179 219V220H180ZM183 219V218H182ZM185 219V218H184ZM184 219L182 220V221H184ZM199 219V218H198ZM198 219H196V221L198 220ZM201 219V218H200ZM214 219V218H213ZM225 219V218H224ZM248 219V218H247ZM247 219H245V221L247 220ZM27 220V219H26ZM41 220V221H40ZM78 220V221H77ZM160 220V219H159ZM155 221L154 222V220H153V222L152 221H147V218H146V220H145V222L142 224V231H140V232H142V237H143V247L144 248H142V249H146L147 251H146V253L147 252H149V254H148V258H149V260H152V261H154V263L155 262H159L160 264H169L170 263V261L171 260H174V259H172L171 257V253L168 251L169 250V248L171 249V247H169L170 245H171V242H173V241H175V240H173V241H171V240H169L170 239V236L172 235V237H173V235H174V237L177 235L176 234V232H179L180 231V228L178 229L179 231H177V228L175 229L174 227V225H172V226H174V227H172V226H170V225H168L169 224V222L168 221H165L164 219H163V221ZM172 220V219H171ZM194 220V219H193ZM226 220V219H225ZM251 220V221H252ZM29 221V220H28ZM47 222H49L48 220H46ZM46 221H44V223L43 224H51L52 222H49V223H45ZM50 221H51V218H50ZM55 221V220H54ZM139 221V220H138ZM170 221V220H169ZM195 221V220H194ZM215 221H217V220H215ZM222 222H223V219L221 220ZM245 221L243 222V224H245ZM250 221V222H251ZM73 222V221H72ZM84 222V221H83ZM86 222V221H85ZM129 222H131V221H129ZM133 222V221H132ZM180 222H181V220H180ZM185 222V221H184ZM183 222V223H184ZM191 222V221H190ZM221 222V223H222ZM247 222H249V220H247ZM246 222V223H247ZM6 223H7V225L8 226H6ZM26 223V224H27ZM54 223V222H53ZM127 223L128 222H126V225H127ZM135 223V222H134ZM139 223V222H138ZM156 223V224H155ZM170 223H172V224H174L173 222H171L170 221ZM192 223V222H191ZM200 223V222H199ZM217 223H219V221L217 222ZM225 222H223V224H224ZM4 224V223H3ZM25 224V225H26ZM34 224V225H33ZM37 224H39V225H37ZM68 224V223H67ZM73 224V223H72ZM83 225H81V226H85L84 225V223H82ZM86 224V223H85ZM131 225H132V223H130ZM129 224V225H130ZM155 224V225H154ZM158 224V225H157ZM14 224H12V226H13ZM14 225V226H15ZM60 225V224H59ZM90 225V223L89 224H87V228H88V226ZM139 225V224H138ZM156 225H157V227H156ZM183 225V224H182ZM187 225V224H186ZM191 225V224H190ZM197 225V224H196ZM219 225H220V223H219ZM246 225V224H245ZM245 225H243V226H245ZM4 226V225H3ZM2 226V227H3ZM13 226V227H14ZM18 226V225H17ZM37 226H39V227H37ZM40 226L42 227V228H40ZM56 226V225H55ZM185 226V225H184ZM222 226V225H221ZM0 227H1V225H0ZM27 227V228H26ZM57 227V226H56ZM70 227H72V226H70ZM80 227V226H79ZM190 227V226H189ZM193 226H191V228H192ZM201 227V226H200ZM253 227V226H252ZM12 228V227H11ZM11 228H9V230H8V228H4L3 227V230H4V233L3 234H7V235H10L11 237H15L16 238V236L18 235V237H19V235L21 236V234H18V233H15L14 232V230L16 229V227L14 228V230L12 231V229ZM18 228V227H17ZM23 228V229H24ZM82 228V227H81ZM183 228V227H182ZM186 228V227H185ZM220 228V227H219ZM238 228V227H237ZM236 228V229H237ZM20 229H22V228H20ZM83 229V228H82ZM86 229V228H85ZM89 229V228H88ZM132 229V228H131ZM175 229V230H174ZM2 230V228L0 229V231ZM18 230H19V228H18ZM41 230V231H42ZM43 230V231H44ZM78 230H80V229H78ZM138 230V229H137ZM198 230V229H197ZM76 231V230H75ZM118 231V230H117ZM120 232H121V229L119 230ZM125 231V230H124ZM186 231V230H185ZM247 231V230H246ZM3 232V231H2ZM1 232V233H2ZM18 232V231H17ZM23 232V233H24ZM78 232V234L77 235H79V231H77ZM81 232L83 233V235L85 234V236L87 235H90L91 233L90 232H88V231H86V230H80V236L82 235L81 234ZM88 232V233H87ZM119 232V233H120ZM195 232H197V231H195ZM0 233V234H1ZM22 233V232H21ZM22 233V234H23ZM41 233H44V232H40V234ZM90 233V234H89ZM138 233H139V231H138ZM25 234V235H26ZM122 234V232L120 233V236H122L123 234H124V232H123V234ZM188 234V233H187ZM202 234V233H201ZM255 234V233H254ZM4 235V236H5ZM6 235V236H7ZM82 235V236H83ZM125 235V234H124ZM137 235V234H136ZM189 235H191V234H189ZM198 236H199V233L197 234ZM196 235V236H197ZM203 235V234H202ZM1 236L2 235H0V238H1ZM23 236V235H22ZM31 236V237H32ZM37 236V235H36ZM35 236V237H36ZM42 236V235H41ZM82 236L80 237V238H82ZM86 236V237H87ZM91 236V235H90ZM135 236V235H134ZM178 236H182L181 234H180V232H179V235ZM184 236V235H183ZM181 237L182 239L184 238V237ZM191 236H194V235H191ZM86 237H84V238H86ZM112 237V236H111ZM123 237V236H122ZM255 237V236H254ZM23 238V237H22ZM37 238H40V236L39 237H36V239ZM134 238V237H133ZM175 238H177V237H175ZM180 238V237H179ZM181 238L180 239H176L177 240V242H179V240H181ZM185 238H187V237H185ZM191 238V237H190ZM252 238V237H251ZM10 239V238H9ZM14 239V238H13ZM33 239H35V238H33ZM42 239V238H41ZM115 239H116V241H118V239L119 240H121L120 239V237H119V234H118V232H117V234L115 233ZM115 239H114V241H115ZM137 239L139 240V238H138V236H137ZM172 239V238H171ZM189 238H187V240H188ZM200 239H202V238H200ZM253 239V238H252ZM252 239H250L249 240V242H248V247H247V250L243 253V255L241 256V253H239V249H237V248H230V249H228L227 248V250H226V252H225V254H227L226 255V257H224L223 258V260L220 262V263H222V264H225V263H230L231 261H233V262H239L240 264H257V261H255V260H252V258H251V256H250V253H251V247L253 246V241H252ZM11 240V239H10ZM18 240H20V239H18ZM40 240V239H39ZM43 240V239H42ZM186 239H184L183 241H185ZM256 240V239H255ZM4 241H5V239H4ZM12 241V240H11ZM23 241V240H22ZM33 241V240H32ZM132 241H134V240H132ZM137 241V240H136ZM182 241V240H181ZM181 241L179 242V244L181 243ZM204 241V239L202 240V242L200 243V246H199V249L201 250V253L200 254H202V256H203V259L201 260V262H200V264H212V263H216L215 261H213L212 259H214L215 257H217V252H215L217 249H219L218 247H217V249L215 250V248H216V246L215 245H213V243L212 244H207V243H205V242H203ZM7 242V241H6ZM18 242V241H17ZM16 242V243H17ZM36 242V247H39L40 245V242H39V244H37V240H35L34 242H31V243H35ZM135 242V241H134ZM138 242V241H137ZM191 242V241H190ZM210 242V241H209ZM1 243V242H0ZM3 243V242H2ZM1 243V245H4V244H2ZM5 243V242H4ZM12 243V242H11ZM111 243H112V241H111ZM133 243V242H132ZM136 243V242H135ZM141 243V244H142ZM184 242H182L181 244H183ZM189 243V242H188ZM8 244V243H7ZM21 243H19V245H20ZM44 244V243H43ZM128 244V243H127ZM168 244H170V245H168ZM176 244V243H175ZM185 244H187V243H184V245L183 246H181V245H179V249L177 250V252H175L174 254H176V258H177V255H182L183 256V258L184 259H189V258H185V256H187L188 255V250L190 249V247H189V245L187 244V246L185 245ZM1 245H0V247H1ZM13 245H14V243H13ZM23 245V244H22ZM45 245V244H44ZM46 245H50V242L48 243V244H46ZM119 245V244H118ZM134 245V244H133ZM136 245V244H135ZM134 245V246H135ZM138 245V244H137ZM167 245H168V247H167ZM173 245H174V243H173ZM177 245V244H176ZM197 245V244H196ZM215 246V248L213 247V246ZM217 245V244H216ZM232 245V244H231ZM7 247L9 246V245H6ZM16 246H17V244H16ZM31 246V245H30ZM29 246V247H30ZM264 246V245H263ZM2 247H5V245L4 246H2ZM0 248V250L1 249H3V248ZM21 247V246H20ZM25 247H27V245L25 246ZM24 247V248H25ZM32 247V246H31ZM46 247V246H45ZM262 247V246H261ZM12 248V247H11ZM23 248V249H24ZM168 248V249H167ZM260 248V247H259ZM5 249H7L6 247L3 249V250H5ZM56 249V248H55ZM173 249V248H172ZM174 249L176 250V248L174 247ZM173 249V250H174ZM207 249H209V251L207 252L206 250ZM15 250V249H14ZM19 250H22L21 248L19 249ZM47 250V249H46ZM129 250V249H128ZM191 250V249H190ZM189 250V251H190ZM35 251V250H34ZM142 251H144V250H142ZM259 251L260 250H258V257L260 258V260H263V259H261L262 257H260V254H259ZM3 252V251H2ZM51 252V251H50ZM134 252V251H133ZM137 252H138V250H137ZM135 253L136 255H138V253ZM7 253V252H6ZM22 253V252H21ZM133 253V254H134ZM11 255V254H10ZM91 255V254H90ZM240 256V257H238V256ZM8 256V255H7ZM132 256V255H131ZM135 256V255H134ZM144 256H145V253H144ZM175 256V255H174ZM173 256V257H174ZM9 257V256H8ZM11 257V256H10ZM143 256H141V258H142ZM181 257V256H180ZM179 257V258H180ZM5 258V257H4ZM171 259V260H170ZM25 260V259H24ZM170 260V261H169ZM179 260H183V259H179ZM2 261V260H1ZM169 261V262H168ZM175 261H177V259H175ZM264 261V260H263ZM263 261H259V264H264V262ZM148 262V261H147ZM172 262L174 263V261H171V264H172ZM144 263V262H143ZM152 263V262H151ZM180 263V262H179ZM182 263H183V261H182ZM185 263V262H184ZM28 264V263H27ZM149 264V263H148ZM156 264V263H155ZM158 264V263H157ZM193 264H197V263H193Z\"/></svg>", "mask_w": 264, "mask_h": 264}, {"label": "built area", "instance_id": "3", "mask_svg": "<svg viewBox=\"0 0 264 264\" xmlns=\"http://www.w3.org/2000/svg\"><path fill=\"white\" fill-rule=\"evenodd\" d=\"M259 254H260V257H262L261 259L264 260V246L260 248Z\"/></svg>", "mask_w": 264, "mask_h": 264}]
</instances>
